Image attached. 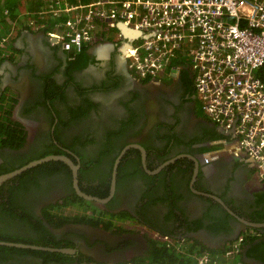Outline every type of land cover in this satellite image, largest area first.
Segmentation results:
<instances>
[{
    "label": "flooded vegetation",
    "instance_id": "1",
    "mask_svg": "<svg viewBox=\"0 0 264 264\" xmlns=\"http://www.w3.org/2000/svg\"><path fill=\"white\" fill-rule=\"evenodd\" d=\"M114 34L66 51L26 26L0 55V175L67 159L0 185V241L25 245H0V264H146L244 232L257 237L234 261L264 264V179L200 113L192 67L140 76Z\"/></svg>",
    "mask_w": 264,
    "mask_h": 264
},
{
    "label": "built area",
    "instance_id": "2",
    "mask_svg": "<svg viewBox=\"0 0 264 264\" xmlns=\"http://www.w3.org/2000/svg\"><path fill=\"white\" fill-rule=\"evenodd\" d=\"M25 9L3 34L8 40L24 27L43 30L66 51H79L102 35L126 37L121 22L141 34L128 38L124 55L140 76L160 77L188 63L205 117L232 130L236 155L245 153L264 179V0H45ZM8 14V10H4ZM244 232L221 255L171 245L192 264H235Z\"/></svg>",
    "mask_w": 264,
    "mask_h": 264
},
{
    "label": "trees",
    "instance_id": "3",
    "mask_svg": "<svg viewBox=\"0 0 264 264\" xmlns=\"http://www.w3.org/2000/svg\"><path fill=\"white\" fill-rule=\"evenodd\" d=\"M23 1H26V3ZM67 1L69 3H75L77 0H67ZM45 3H46L45 0H0V54L2 53V50L5 49V45L8 43L7 40L6 41L2 40L3 34H5V32L8 29H10L11 27L10 24H12V22H14L15 20L17 21V13L24 11L25 9L38 11L43 8ZM5 9L8 10L7 15L4 14ZM8 108L9 105L7 106V103H5L4 98H1L0 99V139L5 135L6 126H9V123H7V121H9ZM200 113L203 114L201 107H200ZM256 237L247 238L246 243L247 242L251 243ZM163 247H164V252L161 255L152 257V259H150L149 262H146V264H192L191 258L189 256L184 254H178L172 249L170 250V248L169 251L167 252V248L165 247V245H163ZM192 249L194 250L195 248L191 247V251ZM220 251L216 250L212 252H220ZM221 253H223V251L220 252L219 254ZM237 258L239 257H236V259ZM236 259H235V263H236Z\"/></svg>",
    "mask_w": 264,
    "mask_h": 264
},
{
    "label": "water",
    "instance_id": "4",
    "mask_svg": "<svg viewBox=\"0 0 264 264\" xmlns=\"http://www.w3.org/2000/svg\"><path fill=\"white\" fill-rule=\"evenodd\" d=\"M117 28L122 32V34L124 35V37L126 38H136L138 37L141 33L138 32V31H135V30H132L128 27H126L123 23L119 22L117 23ZM206 156H209V154H207ZM50 159H61V160H65L67 161V159L64 157V156H60V155H51V156H47V157H44V158H41V159H38V160H35V161H31L30 163H28L27 165L17 169V170H14L12 172H9V173H5V174H1L0 175V185L7 179L13 177L14 175H16L18 172L26 169L27 167H30L32 165H35L37 163H40V162H43V161H47V160H50ZM83 196H85L84 194H82ZM86 198H89L88 196H85ZM99 201H102V200H99ZM246 223V222H245ZM249 225H255L256 224H249ZM0 245H15V246H25L23 244H16V243H10V242H5V241H0ZM34 247V246H32Z\"/></svg>",
    "mask_w": 264,
    "mask_h": 264
},
{
    "label": "rangeland",
    "instance_id": "5",
    "mask_svg": "<svg viewBox=\"0 0 264 264\" xmlns=\"http://www.w3.org/2000/svg\"><path fill=\"white\" fill-rule=\"evenodd\" d=\"M23 2L26 3V1H23ZM16 34H17V33H16ZM16 34H14V36H15ZM14 36L10 37V38L7 40L8 43L5 45V49L2 50V52L9 51V50L12 49V38H13ZM0 55H1V54H0ZM5 105H6V104H5ZM75 208H77V207H75ZM78 209H79V208H78Z\"/></svg>",
    "mask_w": 264,
    "mask_h": 264
}]
</instances>
